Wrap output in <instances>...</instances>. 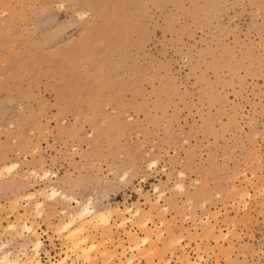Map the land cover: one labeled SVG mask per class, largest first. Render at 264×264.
<instances>
[{
  "label": "rangeland",
  "instance_id": "obj_1",
  "mask_svg": "<svg viewBox=\"0 0 264 264\" xmlns=\"http://www.w3.org/2000/svg\"><path fill=\"white\" fill-rule=\"evenodd\" d=\"M11 162L0 246L14 255L34 254L6 229L26 220L41 264L67 257L75 205L36 208L55 186L144 222L112 210L91 233L110 229L116 257L61 264H264V0H0V170ZM140 227L145 254L127 237Z\"/></svg>",
  "mask_w": 264,
  "mask_h": 264
},
{
  "label": "bare ground",
  "instance_id": "obj_2",
  "mask_svg": "<svg viewBox=\"0 0 264 264\" xmlns=\"http://www.w3.org/2000/svg\"><path fill=\"white\" fill-rule=\"evenodd\" d=\"M156 165H157V162L154 160L151 161L149 164L150 167H156ZM18 167H19V163H17V162H15V163L11 162V164L2 165L1 170H0V177L2 175L6 176L4 174L5 172H7L8 174L14 172L15 170H17ZM38 171H32L31 174H34L37 177H40L42 180H44V179L47 180L52 176V173L50 171L43 170L44 172H41L42 174L39 173ZM54 175H53V177H54ZM179 176L183 177L184 174L180 173ZM2 178H3V176H2ZM174 186L177 189L184 191V186L182 183H176ZM48 187L47 188L44 187L43 190L41 189V191L39 190L40 192L38 191L39 192L38 196L41 197L43 202H38V203L35 202V203H37L36 208L37 207H38V209L43 208L45 203L48 201L51 204L58 203L59 201L60 202L62 201L65 204H66V202H68V203L72 202L76 208L75 210H72V211H68L67 208H64L63 212H61L62 214H64V221H62L63 219L61 220L62 223L59 225V231H60V234L65 235L64 241L67 240L65 245H68V252H67V257L63 258L62 261L59 262L60 264L64 263L67 259L71 258V256H69V253H73L74 256L78 257L81 260H85L89 263H93L96 260V257L98 255L104 256L105 259H107V258L111 259V258L116 257V255L112 254L109 251V249L107 248V245H106L107 241L113 239V237H110V236H112L109 233L110 229H109V231L107 230V233H104V234L108 235V236L106 235L107 238L106 239L104 238L101 241H98L96 235H93L91 233V229H96V228H100V227L102 229H105V228L109 227L112 214L115 211H121L122 213H129L130 217L123 216V215L121 216V217H123L125 224H127L126 220L128 222L133 223V224H135L134 220L139 221L140 224L144 223L142 220V217H141L142 211L139 208H136V209L133 207H127V208L126 207L125 208L115 207V209L114 208L110 209V207L100 208V207L95 206V202H94L93 198H90L89 200L82 202V201L77 200L73 197L71 198V197L65 195L60 189L56 188L55 186H50L49 189H48ZM154 189H155V192L157 194H159L158 198L165 196V192L163 193V191L160 189L159 186H156ZM36 198H37V194L31 193V194H28L25 199L27 201V204L30 206L31 201L35 200ZM147 201H150V200L148 199ZM16 202H18V201H16ZM154 209H156V208H154ZM163 209H164V207H163ZM39 211H41V210H38V212ZM26 212H27V210H26ZM146 220L149 221V218ZM20 222H12V223H9L7 227L6 226L5 227L8 231H10V233L12 232V233L19 235V236H24V233H28V235L33 238V241L30 243H32V245H33L32 248H33L34 254L29 256L28 248L25 247V250L22 253L23 257L18 256V255H14L13 252H11L9 250L8 251L5 250V247H6L5 244H1V246H0V264H41L40 252H41V249L43 247L44 242L39 237L38 231L34 227V225L30 224L26 220L23 223H20ZM124 222L122 221V223H124ZM97 224H100V226H98ZM141 228H142L141 231H143V233H144V237L139 238L140 236H138V235L136 236V234H134V232L128 233L127 237L129 240L128 242H130L132 244L134 251L140 252L141 254H145V251H144V253H142V251H143L142 248L146 247L147 245H152V240H153V234L152 233H153V231L151 233V230L150 231L144 230L145 227L144 228L140 227V229ZM104 234H103V236H105ZM155 235L159 237V234H155ZM153 245H154V243H153ZM197 250H198V248H197ZM133 258L134 257H132V259ZM199 258H200V261L204 260V258L202 256ZM186 259H187V257H186ZM186 261L189 262V259H187ZM198 264H204V263L201 262Z\"/></svg>",
  "mask_w": 264,
  "mask_h": 264
}]
</instances>
